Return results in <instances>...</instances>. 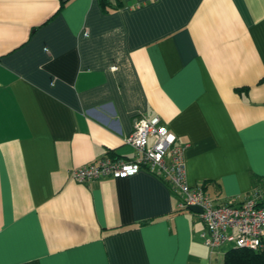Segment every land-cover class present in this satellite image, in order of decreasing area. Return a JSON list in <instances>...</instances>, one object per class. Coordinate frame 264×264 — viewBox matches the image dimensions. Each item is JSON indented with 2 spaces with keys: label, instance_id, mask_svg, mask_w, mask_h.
Segmentation results:
<instances>
[{
  "label": "crops",
  "instance_id": "obj_1",
  "mask_svg": "<svg viewBox=\"0 0 264 264\" xmlns=\"http://www.w3.org/2000/svg\"><path fill=\"white\" fill-rule=\"evenodd\" d=\"M121 2L0 0V264H223L153 174L72 180L142 116L189 185L264 205V0Z\"/></svg>",
  "mask_w": 264,
  "mask_h": 264
},
{
  "label": "built area",
  "instance_id": "obj_2",
  "mask_svg": "<svg viewBox=\"0 0 264 264\" xmlns=\"http://www.w3.org/2000/svg\"><path fill=\"white\" fill-rule=\"evenodd\" d=\"M123 142L135 151L134 159H102L74 169L72 180L84 184L101 178H130L147 171L176 194L179 212L189 207L201 209L197 216L205 230L200 237L212 254L226 244L264 252V207L258 203L257 196L250 195L235 205L215 203L201 186L189 185L183 155L185 147L176 145V136L159 117L136 118L132 132Z\"/></svg>",
  "mask_w": 264,
  "mask_h": 264
},
{
  "label": "trees",
  "instance_id": "obj_3",
  "mask_svg": "<svg viewBox=\"0 0 264 264\" xmlns=\"http://www.w3.org/2000/svg\"><path fill=\"white\" fill-rule=\"evenodd\" d=\"M99 2L104 12L115 11L122 7L121 0H99ZM223 264H264V252L234 248L225 254Z\"/></svg>",
  "mask_w": 264,
  "mask_h": 264
},
{
  "label": "water",
  "instance_id": "obj_4",
  "mask_svg": "<svg viewBox=\"0 0 264 264\" xmlns=\"http://www.w3.org/2000/svg\"><path fill=\"white\" fill-rule=\"evenodd\" d=\"M188 210L195 213V214L201 213V209L199 207H189Z\"/></svg>",
  "mask_w": 264,
  "mask_h": 264
},
{
  "label": "rangeland",
  "instance_id": "obj_5",
  "mask_svg": "<svg viewBox=\"0 0 264 264\" xmlns=\"http://www.w3.org/2000/svg\"><path fill=\"white\" fill-rule=\"evenodd\" d=\"M264 206V205H263Z\"/></svg>",
  "mask_w": 264,
  "mask_h": 264
}]
</instances>
